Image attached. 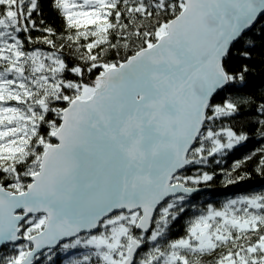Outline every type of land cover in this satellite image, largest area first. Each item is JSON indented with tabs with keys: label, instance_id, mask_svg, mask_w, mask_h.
I'll list each match as a JSON object with an SVG mask.
<instances>
[{
	"label": "snow or ice",
	"instance_id": "6c2138e0",
	"mask_svg": "<svg viewBox=\"0 0 264 264\" xmlns=\"http://www.w3.org/2000/svg\"><path fill=\"white\" fill-rule=\"evenodd\" d=\"M262 16L264 0H0V264H264V188L196 203L257 156L264 175V144L222 166L264 141V91L226 63L264 51Z\"/></svg>",
	"mask_w": 264,
	"mask_h": 264
},
{
	"label": "trees",
	"instance_id": "16d2710c",
	"mask_svg": "<svg viewBox=\"0 0 264 264\" xmlns=\"http://www.w3.org/2000/svg\"><path fill=\"white\" fill-rule=\"evenodd\" d=\"M45 16L48 22L53 24L57 29L61 27V20L56 17L54 12L48 9L47 5H45ZM261 21H264V17L261 18ZM226 63L232 67H238L240 64L248 63L253 69V71L248 74L247 87L241 90L243 94L259 95L261 91H264V51H257L254 53V59L252 61H244L240 57L233 56L228 61H226ZM220 95L222 96L223 93ZM217 99H219V96ZM236 119L239 122L243 121L245 117L240 116ZM257 140L258 138L250 139L246 144L236 148L233 152H231L222 165L225 170H230L234 161L242 159L245 155L253 152L256 148L264 144V141L257 142ZM258 159L259 157L257 156L251 162L241 167L238 171L232 173L233 179L247 174L246 179L235 184L224 187L222 183L223 177L217 175L215 180L207 187V190L202 193L196 203L203 204L212 202L218 205L220 201L230 196L247 193L254 189L264 188V175L259 174L255 170ZM208 167L211 169L215 166L210 164ZM216 171H219V168H216ZM80 251L82 250H71L69 254L58 253L57 256L54 257L55 264H67V261L72 258L73 254L78 256ZM203 259L207 261L210 259V257H205Z\"/></svg>",
	"mask_w": 264,
	"mask_h": 264
},
{
	"label": "water",
	"instance_id": "95a60500",
	"mask_svg": "<svg viewBox=\"0 0 264 264\" xmlns=\"http://www.w3.org/2000/svg\"><path fill=\"white\" fill-rule=\"evenodd\" d=\"M262 17H264V16H262ZM262 17H261V18H262ZM206 190H207V189H206Z\"/></svg>",
	"mask_w": 264,
	"mask_h": 264
},
{
	"label": "rangeland",
	"instance_id": "374dc122",
	"mask_svg": "<svg viewBox=\"0 0 264 264\" xmlns=\"http://www.w3.org/2000/svg\"><path fill=\"white\" fill-rule=\"evenodd\" d=\"M223 201V200H222Z\"/></svg>",
	"mask_w": 264,
	"mask_h": 264
}]
</instances>
